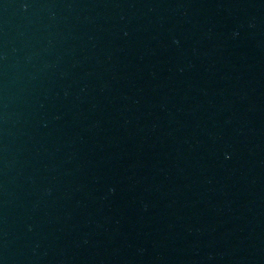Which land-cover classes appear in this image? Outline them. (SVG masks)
Here are the masks:
<instances>
[{
  "label": "water",
  "instance_id": "95a60500",
  "mask_svg": "<svg viewBox=\"0 0 264 264\" xmlns=\"http://www.w3.org/2000/svg\"><path fill=\"white\" fill-rule=\"evenodd\" d=\"M17 0H0V17L16 2Z\"/></svg>",
  "mask_w": 264,
  "mask_h": 264
}]
</instances>
